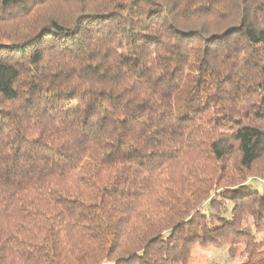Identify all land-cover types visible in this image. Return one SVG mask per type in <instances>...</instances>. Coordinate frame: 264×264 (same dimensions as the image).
Here are the masks:
<instances>
[{
    "label": "trees",
    "instance_id": "obj_1",
    "mask_svg": "<svg viewBox=\"0 0 264 264\" xmlns=\"http://www.w3.org/2000/svg\"><path fill=\"white\" fill-rule=\"evenodd\" d=\"M192 58L205 107L176 117ZM249 179L264 0H0V264H264V198L225 192Z\"/></svg>",
    "mask_w": 264,
    "mask_h": 264
},
{
    "label": "rangeland",
    "instance_id": "obj_2",
    "mask_svg": "<svg viewBox=\"0 0 264 264\" xmlns=\"http://www.w3.org/2000/svg\"><path fill=\"white\" fill-rule=\"evenodd\" d=\"M198 64L192 58L184 73L183 80L174 93L172 99L173 112L176 117L192 115L195 111L205 107L203 99L197 95ZM227 195H245L250 192H258L264 198V182L258 179H249L245 185L239 188L225 191ZM228 207L231 204L228 203ZM208 213L207 206L205 208ZM225 218L229 217L228 212L224 213ZM257 241L264 242V234L255 235ZM242 248L236 249L233 256H230L227 247H201L196 245L192 251L187 264H239L244 261L241 254Z\"/></svg>",
    "mask_w": 264,
    "mask_h": 264
}]
</instances>
